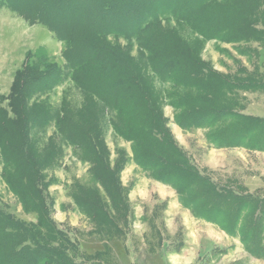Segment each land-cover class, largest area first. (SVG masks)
Here are the masks:
<instances>
[{
	"label": "trees",
	"instance_id": "obj_1",
	"mask_svg": "<svg viewBox=\"0 0 264 264\" xmlns=\"http://www.w3.org/2000/svg\"><path fill=\"white\" fill-rule=\"evenodd\" d=\"M0 4L54 31L65 42L62 55L70 68L64 75L37 50L16 73L8 95H0V101H7V110L0 107L1 176L22 208L36 214L35 222H25L0 205V264H84L75 260L79 253L75 242L57 228L50 214L44 171L57 153L49 160L51 150L35 147L30 136L32 126L41 127L51 119V108L38 95L66 77L85 98L113 112L111 126L134 143L137 164L156 180L171 183L190 206L198 203L204 217H221L216 222L229 234L239 225L237 233L247 251L264 258V198L217 189L201 177L177 147L162 113L167 103L181 128H208V141L215 147L264 150V119L241 114L236 97L237 90H264V62L262 70L217 72L201 60L199 45L192 46L184 34L203 41L264 46V0H0ZM133 44L140 58L131 54ZM157 84H169L170 90L162 92ZM85 114L92 118L85 120L63 103L53 119L56 132L79 151L85 147L81 152L90 157L91 173L108 202L97 189L89 196L78 189L72 197L96 227L117 233L119 210L125 208L122 190L106 163L105 149L92 138L100 114Z\"/></svg>",
	"mask_w": 264,
	"mask_h": 264
},
{
	"label": "rangeland",
	"instance_id": "obj_2",
	"mask_svg": "<svg viewBox=\"0 0 264 264\" xmlns=\"http://www.w3.org/2000/svg\"><path fill=\"white\" fill-rule=\"evenodd\" d=\"M184 34L192 46L199 45L201 60L217 72L233 74L240 67L248 71L254 67L263 68L264 46L258 42L203 41L190 33ZM109 38L114 40L112 35ZM119 42L126 44L122 38ZM64 49L65 42L45 24L29 22L15 10L0 4V95H8L16 73L25 64L27 56L35 57L37 50L61 67L64 75L68 73L70 68L62 55ZM131 54L140 58L135 44ZM156 87L162 92L170 90L169 84H157ZM38 96L51 108V119L41 127L32 126L31 141L35 147L51 150L47 154L49 160L53 159L54 152L57 153L56 159L54 157L48 163L51 167L44 171L47 198L51 201L50 214L55 225L75 242L79 250L76 261L84 264H264V258L252 256L241 242L237 233L239 225L235 227V233L229 234L216 222L221 217H216L218 220L204 217L198 203L190 206L171 183L156 180L137 164L134 143L119 136L111 126L113 112L97 101L85 98L68 77L56 80ZM236 97L239 101L237 110L241 114L264 119V90H237ZM0 103V107L7 110L6 99ZM63 103L83 116L86 111L98 114L102 111L92 138L98 148L105 149L106 163L116 173L122 190L125 208L119 210L117 233H106L104 228L96 227L74 203L72 195L78 189L84 190L86 196L97 189L102 200L106 203L108 200L98 179L91 173L90 157L82 154L85 147L79 151L56 132L53 119ZM162 113L177 147L201 177L208 178L217 189L264 198V150L215 147L208 141V128H181L175 122L174 109L167 103L163 105ZM88 117L92 118L91 114L84 116L85 120ZM1 167L0 163V205L20 220L35 222L36 214L25 211L16 195L7 188ZM209 207L207 209L213 211ZM216 214L215 211L214 216Z\"/></svg>",
	"mask_w": 264,
	"mask_h": 264
}]
</instances>
